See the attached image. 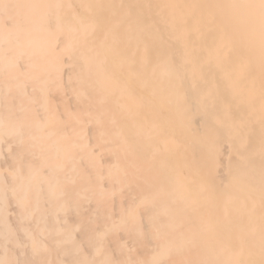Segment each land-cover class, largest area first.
<instances>
[{"label": "bare ground", "instance_id": "bare-ground-1", "mask_svg": "<svg viewBox=\"0 0 264 264\" xmlns=\"http://www.w3.org/2000/svg\"><path fill=\"white\" fill-rule=\"evenodd\" d=\"M0 264H264V0H0Z\"/></svg>", "mask_w": 264, "mask_h": 264}]
</instances>
